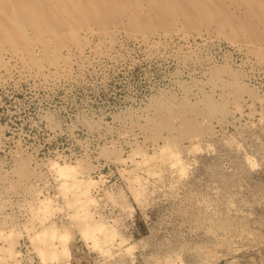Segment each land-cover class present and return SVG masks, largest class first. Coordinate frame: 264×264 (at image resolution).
I'll return each mask as SVG.
<instances>
[{"label": "rangeland", "instance_id": "1", "mask_svg": "<svg viewBox=\"0 0 264 264\" xmlns=\"http://www.w3.org/2000/svg\"><path fill=\"white\" fill-rule=\"evenodd\" d=\"M145 1L0 81V264H264V0Z\"/></svg>", "mask_w": 264, "mask_h": 264}, {"label": "bare ground", "instance_id": "2", "mask_svg": "<svg viewBox=\"0 0 264 264\" xmlns=\"http://www.w3.org/2000/svg\"><path fill=\"white\" fill-rule=\"evenodd\" d=\"M151 1V0H150ZM157 1V0H156ZM169 1H175V0H169ZM146 5L148 6L149 1H145ZM148 2V3H147ZM195 2V1H194ZM154 4V1L151 2ZM150 3V5H151ZM156 3V2H155ZM166 2H164L165 4ZM192 3V2H191ZM141 4V3H140ZM161 4V3H160ZM163 4V5H164ZM202 4V2H201ZM117 5L118 7H128V0H0V81L4 76H7L13 67L19 66L21 69V72L25 73H32L33 77L39 76L42 78L44 76V71L46 68L53 70L54 74H60V72L66 71L64 70L65 67H67V63L69 61V56L71 54V48L74 47L76 52L79 54L81 53V50L83 49V46H87V38L91 35H93L94 29L88 27L86 25V19H90L96 23L101 22L100 21V15L101 12L107 11L109 8L112 6ZM148 6V9L150 7ZM200 5V4H199ZM198 5V6H199ZM204 5V4H203ZM130 6V5H129ZM152 6V5H151ZM155 6V5H153ZM131 7V6H130ZM146 7V6H145ZM164 7V6H163ZM166 7V6H165ZM196 7V6H195ZM204 7V6H203ZM167 8V7H166ZM205 8V7H204ZM225 8V6H224ZM244 8V7H242ZM155 9H160L156 6ZM111 10V9H110ZM109 10V11H110ZM131 10V9H130ZM145 10V9H144ZM156 10V11H157ZM167 10V9H166ZM195 10V9H194ZM199 10V9H198ZM138 11V10H137ZM140 11V10H139ZM159 11V12H160ZM163 11V10H162ZM203 11V10H202ZM122 12V11H121ZM207 17V14L205 10L203 11ZM130 13V12H129ZM122 14V13H121ZM153 14V13H152ZM164 14V13H163ZM162 14V15H163ZM199 15V14H198ZM131 16V15H130ZM156 16V15H155ZM133 17V16H132ZM160 17V16H159ZM176 17V16H175ZM191 17V16H190ZM177 18V17H176ZM160 21V18H158ZM165 19V18H164ZM125 20V19H124ZM133 20V19H132ZM193 23V22H192ZM98 26V25H97ZM104 27V26H102ZM104 29V28H103ZM106 29V28H105ZM209 30V29H208ZM98 32V31H97ZM161 32V31H160ZM169 32V31H168ZM109 33V32H108ZM183 33V32H182ZM207 33V32H206ZM219 33V32H218ZM99 34L102 36H106L107 32L105 30L99 31ZM123 34V33H122ZM187 34V33H186ZM135 35V34H134ZM162 35V34H161ZM184 35V34H183ZM136 36V35H135ZM144 36V35H142ZM141 36V37H142ZM181 36V35H180ZM133 37V36H132ZM147 37V36H146ZM167 37V36H166ZM109 38V37H107ZM129 38V37H128ZM180 38V37H179ZM190 38V37H189ZM133 40V39H132ZM114 41V40H113ZM141 41V40H140ZM147 41V40H146ZM153 41V40H152ZM108 42V41H107ZM241 42V41H240ZM112 43V42H111ZM142 43V42H141ZM153 45V44H152ZM149 46V45H148ZM262 46V45H261ZM112 47V46H111ZM152 47V46H151ZM257 47V46H256ZM108 48V47H107ZM236 48V47H235ZM243 48V47H242ZM89 49V48H88ZM92 50V49H91ZM244 50V49H243ZM83 51V50H82ZM74 53V52H73ZM258 53V52H257ZM76 54V53H75ZM82 54V53H81ZM80 54V55H81ZM264 54V53H261ZM255 55V54H254ZM258 55V54H256ZM88 56V55H86ZM258 57V56H257ZM256 57V58H257ZM264 61V60H261ZM85 62V61H84ZM257 62V61H256ZM257 64V63H256ZM68 72V70H67ZM49 74V75H53ZM18 74V73H17ZM20 74V73H19ZM47 74V73H46ZM65 74V73H64ZM32 76V75H31ZM69 77V76H68ZM5 78V77H4ZM3 78V79H4ZM57 79V78H56ZM65 79V78H64ZM51 80V79H50ZM46 81V80H45ZM55 81V80H54ZM2 82V81H1ZM201 85V84H200ZM216 89V88H215ZM191 99V98H190ZM163 100V99H162ZM166 101V100H165ZM166 104V103H165ZM170 104V103H169ZM239 112V111H238ZM141 115V114H140ZM141 117V116H140ZM261 118V117H260ZM155 121V120H154ZM93 132V131H92ZM166 145V143H165ZM169 146V145H168ZM164 147V146H163ZM194 147V145H193ZM211 148V146L209 147ZM140 149V148H139ZM136 150V148H135ZM161 150V149H160ZM132 151V150H131ZM130 151V152H131ZM195 151V150H194ZM207 152V151H206ZM136 153V152H135ZM177 154V153H176ZM178 155V154H177ZM138 156V154H137ZM174 159H177L173 155ZM121 160V159H120ZM129 160V159H127ZM173 160V159H172ZM188 160V159H187ZM249 160V159H248ZM122 162V161H121ZM145 162V161H144ZM54 164V162L52 161ZM51 163V164H52ZM179 164V162H178ZM177 164V165H178ZM187 164V163H186ZM48 165V164H47ZM55 164V168L59 176H63L64 182H62V187L64 190L68 191L69 190H74L77 189V181L76 178L70 174L71 170H68V173H66L67 167L64 165V167H59ZM50 167V166H49ZM53 167V166H52ZM47 168V167H46ZM183 170L185 169L182 168ZM75 170V169H74ZM182 170V171H183ZM181 171V172H182ZM180 172V173H181ZM185 172V170H184ZM183 172V174H184ZM47 173V172H46ZM55 173V172H54ZM73 172H71L72 174ZM143 173V172H142ZM56 174V173H55ZM146 174V173H145ZM153 174V173H152ZM182 174V175H183ZM77 175V174H76ZM185 175V174H184ZM183 175V176H184ZM50 176V175H49ZM54 176V175H53ZM58 176V175H57ZM154 176V175H153ZM156 176V175H155ZM180 177V176H179ZM90 179V178H89ZM53 180V179H51ZM67 180H70V184L67 185ZM136 180V179H133ZM138 180V179H137ZM130 181V180H128ZM144 181V179H143ZM90 182V181H89ZM61 183V182H60ZM136 183V182H135ZM42 185V184H41ZM60 185V184H59ZM138 185V184H137ZM136 185V186H137ZM60 186V187H61ZM56 188V187H55ZM61 188V190H63ZM63 191V192H66ZM38 193V192H37ZM62 194V193H61ZM79 194H84V191L82 190L81 193ZM30 195V194H29ZM12 196V195H11ZM81 196V195H79ZM37 197V196H36ZM14 198V197H13ZM48 200V199H47ZM37 201V200H36ZM83 201V200H81ZM88 201V200H87ZM78 202V201H77ZM80 202V201H79ZM91 203V200L89 201ZM48 203V201H47ZM81 203V202H80ZM32 204V203H31ZM39 204V203H38ZM37 204V206H38ZM41 205V204H40ZM43 205V203H42ZM49 205V204H48ZM82 203V208L81 210H84ZM87 205V204H86ZM35 206V205H34ZM47 206V205H46ZM30 207V206H29ZM81 207V206H79ZM34 208V207H33ZM37 208V207H36ZM35 208V209H36ZM46 207H44L45 209ZM87 208V207H86ZM68 209V208H67ZM79 209V208H77ZM87 211V209H85ZM84 210V211H85ZM61 211V210H60ZM77 211V210H76ZM78 211V213L80 212ZM84 211H81L82 214ZM88 215V211L86 212ZM86 213L83 214L81 217H87ZM78 214V215H79ZM70 215V214H69ZM77 215V213H76ZM86 215V216H85ZM44 216V215H43ZM80 216V215H79ZM77 216V218L79 217ZM71 217V216H70ZM82 219V218H81ZM100 220V219H99ZM72 221V220H71ZM85 223V222H84ZM103 223V222H102ZM101 223V224H102ZM87 224V223H86ZM79 225V224H78ZM85 225V224H84ZM94 225V223H93ZM104 225V224H103ZM103 225H100L98 227L95 224V227H90L89 226H83L81 227L82 230V235L83 239L85 240L87 238H92L90 241L93 243L94 241H97L94 238L93 241V231L99 233L100 228L104 227ZM37 226V225H36ZM29 227V226H28ZM24 228V227H23ZM103 232L101 231V236H104V238L107 237L110 239L111 236L114 235V233H108L109 236H105L104 229ZM51 229V228H48ZM47 229V230H48ZM99 229V230H98ZM33 230V229H32ZM46 230V231H47ZM49 236L46 238L47 241L51 238L52 241L54 240L53 238L56 237V232H54V228H52ZM97 230V231H96ZM26 231V230H25ZM80 231V230H79ZM42 232H45L42 230ZM49 232V231H48ZM107 232H110L109 230ZM81 233V231H80ZM10 234V233H9ZM39 234V233H38ZM47 234V232H46ZM45 233H40L41 238L43 235H46ZM66 234V233H65ZM65 234H60L58 235L59 242H61V247L60 250L62 251H67V245H66V240H67V235L68 233ZM106 234V233H105ZM112 234V235H111ZM34 235V234H33ZM8 236V235H7ZM37 236V237H36ZM33 237V236H32ZM37 240L39 238V235L34 236ZM45 237V236H44ZM42 239H45V238ZM114 237V236H113ZM112 237V238H113ZM40 239L39 241H41ZM100 239V238H98ZM89 241V239H87ZM4 241V240H3ZM33 241V240H32ZM46 241V242H47ZM51 241V240H49ZM48 241V242H49ZM99 241V240H98ZM102 241V240H101ZM106 241V240H105ZM108 241V240H107ZM106 241V243H107ZM45 241H41L42 245L44 246ZM47 242V243H48ZM40 243V244H41ZM58 243V242H57ZM50 244V242L48 243ZM91 244V243H90ZM98 245V243H96ZM52 245V243H51ZM59 245V243H58ZM86 245V243H85ZM101 245H103L101 243ZM93 246V245H92ZM100 246V245H99ZM48 247V245H47ZM51 247V246H50ZM56 245H54V248ZM96 247V246H94ZM101 247V246H100ZM99 247V248H100ZM104 247V249H102ZM102 250H107L105 249V245H103ZM42 248V247H41ZM53 248V247H52ZM40 249V248H39ZM39 249L37 250L39 252ZM43 249V248H42ZM98 249V248H97ZM110 249V248H109ZM1 250V249H0ZM3 251L5 249H2ZM11 250V249H8ZM7 250V251H8ZM35 250V249H34ZM52 250V249H51ZM124 250V249H123ZM6 251V250H5ZM41 251V249H40ZM48 251V250H46ZM53 251V250H52ZM44 252V250L42 251ZM41 254V257L44 256ZM57 252V251H56ZM68 255V253H66ZM105 252V251H104ZM103 252V253H104ZM107 252V251H106ZM105 252V253H106ZM116 252V251H115ZM3 253V252H2ZM10 253V251H9ZM45 253V252H44ZM64 253V252H62ZM100 253V252H99ZM108 253V252H107ZM120 253V252H119ZM127 253V252H126ZM8 253L6 252V255ZM13 254V253H12ZM11 254V255H12ZM46 254V253H45ZM57 254V253H56ZM64 254V255H65ZM17 255V254H16ZM54 256V254H52ZM131 256V254H129ZM15 256V255H14ZM47 256V255H46ZM45 256V257H46ZM174 256V255H173ZM2 257V256H1ZM9 257V254L8 256ZM6 257V259H8ZM40 257V256H38ZM52 256H50L51 258ZM55 257V256H54ZM167 256V260H168ZM179 257V256H178ZM49 258V257H48ZM68 258V257H67ZM177 257L174 259L176 261ZM1 260V259H0ZM42 260V259H40ZM46 260V258H45ZM48 260V259H47ZM51 260V259H50ZM166 259H164L165 261ZM169 260L171 258L169 257ZM163 261V262H164ZM178 261V259H177ZM4 262V261H3ZM15 262V261H14ZM45 262V261H43ZM5 264V263H4ZM19 264V262H18ZM164 264H167V261H165ZM169 264V263H168ZM171 264V261H170ZM174 264V261H173Z\"/></svg>", "mask_w": 264, "mask_h": 264}]
</instances>
